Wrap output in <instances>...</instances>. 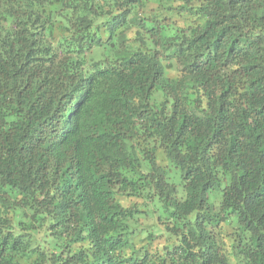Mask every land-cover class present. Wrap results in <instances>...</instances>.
Segmentation results:
<instances>
[{
  "label": "trees",
  "instance_id": "obj_1",
  "mask_svg": "<svg viewBox=\"0 0 264 264\" xmlns=\"http://www.w3.org/2000/svg\"><path fill=\"white\" fill-rule=\"evenodd\" d=\"M0 264H264V0H0Z\"/></svg>",
  "mask_w": 264,
  "mask_h": 264
}]
</instances>
